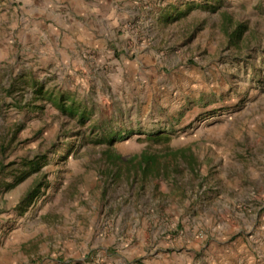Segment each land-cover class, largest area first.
Wrapping results in <instances>:
<instances>
[{
    "label": "rangeland",
    "instance_id": "1",
    "mask_svg": "<svg viewBox=\"0 0 264 264\" xmlns=\"http://www.w3.org/2000/svg\"><path fill=\"white\" fill-rule=\"evenodd\" d=\"M113 1L44 55L0 0V264H264V0Z\"/></svg>",
    "mask_w": 264,
    "mask_h": 264
},
{
    "label": "crops",
    "instance_id": "2",
    "mask_svg": "<svg viewBox=\"0 0 264 264\" xmlns=\"http://www.w3.org/2000/svg\"><path fill=\"white\" fill-rule=\"evenodd\" d=\"M22 10H13L11 19L18 42H29L42 48L40 54L49 55L54 42H62L64 54L69 49L97 44L104 32V23L115 15L114 1L106 0H20ZM61 4L64 9L58 8ZM4 18H8L7 14ZM53 42V43H52ZM56 48L55 50H58ZM56 52V51H55Z\"/></svg>",
    "mask_w": 264,
    "mask_h": 264
},
{
    "label": "trees",
    "instance_id": "3",
    "mask_svg": "<svg viewBox=\"0 0 264 264\" xmlns=\"http://www.w3.org/2000/svg\"><path fill=\"white\" fill-rule=\"evenodd\" d=\"M243 27H244L243 24L239 25L240 29H243ZM181 152L182 151H179V153ZM114 158L118 161L122 160V157L120 155H114ZM126 161L135 163V165L138 166L145 173L150 172L156 175L161 173L162 164L159 162L157 155L148 154L146 152H143L139 155H134L133 157L128 158ZM36 195H37V188L33 186L26 193L24 199L22 200V203H26V204L30 203Z\"/></svg>",
    "mask_w": 264,
    "mask_h": 264
}]
</instances>
